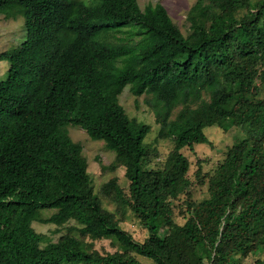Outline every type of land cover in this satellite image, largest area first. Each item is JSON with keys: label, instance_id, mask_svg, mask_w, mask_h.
Listing matches in <instances>:
<instances>
[{"label": "trees", "instance_id": "16d2710c", "mask_svg": "<svg viewBox=\"0 0 264 264\" xmlns=\"http://www.w3.org/2000/svg\"><path fill=\"white\" fill-rule=\"evenodd\" d=\"M17 8L27 39L0 53L10 64L0 81V264H143L136 255L243 264L264 250V0H197L187 35L162 3L0 0L8 19ZM128 86L145 96L158 137L174 143L161 167L146 164L151 127L120 104ZM69 125L105 141L116 153L112 169L126 168L128 193L116 177L100 193L135 215L143 242L94 191ZM211 127L246 136L203 176L208 196L197 201L183 150L210 144ZM34 222L74 225L44 245ZM105 239L115 252L95 248Z\"/></svg>", "mask_w": 264, "mask_h": 264}, {"label": "rangeland", "instance_id": "374dc122", "mask_svg": "<svg viewBox=\"0 0 264 264\" xmlns=\"http://www.w3.org/2000/svg\"><path fill=\"white\" fill-rule=\"evenodd\" d=\"M197 0H138L140 6L144 9L150 3H162L168 10L172 21L187 35L190 30L188 13ZM18 14V15H17ZM17 15V16H16ZM16 16V17H15ZM27 39L26 17L22 12L14 11L12 18L8 19L0 14V53L12 48H17ZM10 64L7 61H0V81L7 76ZM120 104L125 108L127 114L151 127L150 131L143 139V143L149 148L150 154L146 161L148 168L161 167L165 158L174 148L172 140L160 139L159 126L156 123L153 111L146 105L145 96L135 97L130 87H126L119 97ZM69 134L73 140L80 142L84 147V157L88 163V173L91 177L92 187L98 193L103 201L104 206L112 212L117 213L120 226L127 231L134 240L143 242L148 233L140 221L130 211H123L116 202L103 196L100 191L103 184L112 178H118L120 186L128 193L129 181L126 177V168L121 166L112 169L111 165L115 161L116 153L106 147L105 141L94 140L90 138L87 131L75 125L68 126ZM210 144L195 145L193 149L185 148L183 153L191 161L190 177L193 185L190 189L191 196L197 200H203L208 196V179L205 178L204 184L201 183L204 175L213 174L218 165L223 161L228 149L234 144L245 138L242 128L233 127L225 131L218 127L206 129ZM105 165L106 168H103ZM201 169L202 178L197 177V171ZM176 220L179 223L185 222L184 212L180 209L175 210ZM54 211L45 210L42 212L43 217H49ZM73 222L59 227L53 224L34 222L33 227L36 232L44 237L43 244L57 242L59 238L67 233V229L73 226ZM163 235L166 233L162 232ZM95 248L102 253L115 252L117 247L111 239L100 240L95 243ZM138 260L143 264H156L149 257L136 255ZM264 258V250L257 254L251 255L245 259L243 264H255L258 258Z\"/></svg>", "mask_w": 264, "mask_h": 264}]
</instances>
